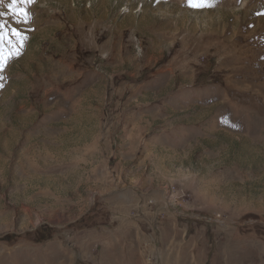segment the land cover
<instances>
[{
  "label": "rangeland",
  "instance_id": "rangeland-1",
  "mask_svg": "<svg viewBox=\"0 0 264 264\" xmlns=\"http://www.w3.org/2000/svg\"><path fill=\"white\" fill-rule=\"evenodd\" d=\"M0 264H264V0H0Z\"/></svg>",
  "mask_w": 264,
  "mask_h": 264
},
{
  "label": "water",
  "instance_id": "water-1",
  "mask_svg": "<svg viewBox=\"0 0 264 264\" xmlns=\"http://www.w3.org/2000/svg\"><path fill=\"white\" fill-rule=\"evenodd\" d=\"M207 220V219H206Z\"/></svg>",
  "mask_w": 264,
  "mask_h": 264
}]
</instances>
